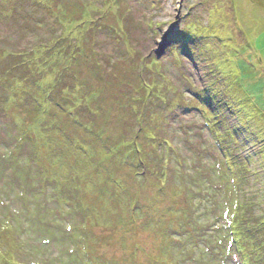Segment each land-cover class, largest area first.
<instances>
[{"label": "rangeland", "instance_id": "374dc122", "mask_svg": "<svg viewBox=\"0 0 264 264\" xmlns=\"http://www.w3.org/2000/svg\"><path fill=\"white\" fill-rule=\"evenodd\" d=\"M262 20L0 0V264H264Z\"/></svg>", "mask_w": 264, "mask_h": 264}, {"label": "trees", "instance_id": "16d2710c", "mask_svg": "<svg viewBox=\"0 0 264 264\" xmlns=\"http://www.w3.org/2000/svg\"><path fill=\"white\" fill-rule=\"evenodd\" d=\"M244 52V51H243ZM235 57H239L238 55H235ZM240 57H243V54H241L240 55ZM238 64V63H237ZM237 68H238V66H237ZM238 70H239V68H238ZM13 77V79H14V77L15 76H10V78H12ZM16 78V77H15ZM244 78V77H243ZM252 78H254V76L252 75ZM16 80V79H15ZM242 81L244 82V80L242 79ZM254 97H256V95H253ZM263 105V107H264V104H262ZM257 111L259 112V113H261V115L264 117V110H261V112L259 111V109H257ZM28 262H29V260H27ZM31 264H36V263H31Z\"/></svg>", "mask_w": 264, "mask_h": 264}, {"label": "bare ground", "instance_id": "6f19581e", "mask_svg": "<svg viewBox=\"0 0 264 264\" xmlns=\"http://www.w3.org/2000/svg\"><path fill=\"white\" fill-rule=\"evenodd\" d=\"M262 21H263V23H264V20H262ZM263 23L260 22V24H261V26H262V32H261V33H263V34L260 35V36L258 37V39L260 40L261 43L264 44V42L262 41V37H264V24H263ZM236 66H237V65H236Z\"/></svg>", "mask_w": 264, "mask_h": 264}, {"label": "water", "instance_id": "95a60500", "mask_svg": "<svg viewBox=\"0 0 264 264\" xmlns=\"http://www.w3.org/2000/svg\"><path fill=\"white\" fill-rule=\"evenodd\" d=\"M162 53H163V50H162L161 54H162ZM161 54H160V55H161ZM160 55H159V57H160Z\"/></svg>", "mask_w": 264, "mask_h": 264}, {"label": "crops", "instance_id": "0c3cea01", "mask_svg": "<svg viewBox=\"0 0 264 264\" xmlns=\"http://www.w3.org/2000/svg\"><path fill=\"white\" fill-rule=\"evenodd\" d=\"M258 38V37H257ZM258 40V39H257Z\"/></svg>", "mask_w": 264, "mask_h": 264}]
</instances>
